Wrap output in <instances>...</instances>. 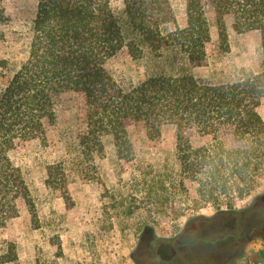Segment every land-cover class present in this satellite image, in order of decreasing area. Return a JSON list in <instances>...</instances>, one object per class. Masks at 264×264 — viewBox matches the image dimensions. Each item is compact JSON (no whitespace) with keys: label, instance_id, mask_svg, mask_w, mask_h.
Listing matches in <instances>:
<instances>
[{"label":"trees","instance_id":"1","mask_svg":"<svg viewBox=\"0 0 264 264\" xmlns=\"http://www.w3.org/2000/svg\"><path fill=\"white\" fill-rule=\"evenodd\" d=\"M6 1L0 0V25L7 22ZM30 1L34 15L23 60L7 77L9 61L0 59V225L17 216L19 200L31 206L27 186L8 153L19 144L45 142L44 126L54 121L53 96L64 92L74 94L83 106L86 130L80 144L91 152H101L102 137L110 136L117 155L129 158L128 126L157 139L162 126L173 125L180 190L185 192L189 181L204 201L216 203L259 186L264 179V120L258 112L264 73H241L232 81L213 83L145 66L143 79L123 87L106 63L125 51L136 62L173 53L190 68L205 67L210 41L206 4L215 14L222 52L228 50L224 18L229 16L234 32L259 34L264 61V0H185L182 28L168 0ZM4 38L0 31V40ZM186 129L210 137V142L193 148ZM51 174L48 168L47 177ZM248 237L264 242V193L242 212L229 208L212 218H190L174 239L156 241L151 232L149 242L141 240L135 253L146 248L153 260L159 248L163 255L151 264L230 263L243 255ZM215 248H227L229 255L207 254ZM15 259L14 246L7 243L0 264ZM250 260L263 264L264 249Z\"/></svg>","mask_w":264,"mask_h":264},{"label":"rangeland","instance_id":"2","mask_svg":"<svg viewBox=\"0 0 264 264\" xmlns=\"http://www.w3.org/2000/svg\"><path fill=\"white\" fill-rule=\"evenodd\" d=\"M168 3L177 25L184 27L185 0ZM204 11L210 32L205 67L190 68L182 56L173 53L136 62L121 51L106 63V69L123 87L143 79L145 66L166 74L186 72L213 83L232 81L241 73H264L259 34L234 32L227 16L228 50L222 52L215 14L208 4ZM5 12L7 22L0 25L5 33L0 40V59L9 61L8 77L24 58L34 3L7 0ZM52 100L54 121L44 126L45 142L19 144L8 153L27 186L31 206L19 200L17 216L0 225V254L11 243L16 255L7 264H151L163 255L159 248L153 260L146 248L135 253L141 240L149 242L151 232L156 241L174 239L190 218H212L229 208L241 212L264 193V179L248 194L231 200L219 198L216 203L204 201L189 181L186 191L180 190L173 125L162 126L157 139L128 126L129 158L117 155L110 136L102 137L101 152H91L80 144L86 130L83 106L69 92ZM258 112L264 120V99ZM184 135L193 148L210 142V137L194 129L184 130ZM261 249L264 242L256 239L245 244L240 258L227 264H251L250 258Z\"/></svg>","mask_w":264,"mask_h":264},{"label":"flooded vegetation","instance_id":"3","mask_svg":"<svg viewBox=\"0 0 264 264\" xmlns=\"http://www.w3.org/2000/svg\"><path fill=\"white\" fill-rule=\"evenodd\" d=\"M244 211V210H243ZM242 212V211H241ZM186 225V224H185ZM185 227V226H184ZM184 229V228H183ZM182 229V230H183ZM253 240H251V238H247V241H246V243L245 244H247V243H250V242H252ZM245 244L243 245V248H244V246H245ZM208 253H210V254H213V255H229V253H228V249L227 248H223V249H213V250H209V251H207V254ZM228 262H226V261H224V260H222V261H216V263L214 262L213 264H227Z\"/></svg>","mask_w":264,"mask_h":264}]
</instances>
